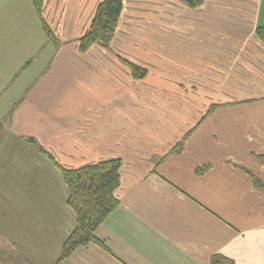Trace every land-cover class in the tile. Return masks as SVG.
<instances>
[{
    "label": "crops",
    "instance_id": "1",
    "mask_svg": "<svg viewBox=\"0 0 264 264\" xmlns=\"http://www.w3.org/2000/svg\"><path fill=\"white\" fill-rule=\"evenodd\" d=\"M98 1L43 0L37 13L32 0H0V123L12 140H36L41 157L48 160V152L64 167L121 159L119 205L95 230L111 252L88 244L56 263L73 226L66 188L61 178L33 184L26 173L25 185L0 187L9 194L0 195V264H208L216 254L235 264H264L260 0H204L194 8L180 0H123L111 44L133 24L125 19L135 17L134 6L167 2L174 50L168 80L193 74L204 86L225 79L228 87L219 91L234 99L214 111L232 112L209 127L218 129L216 138L198 136L194 122L182 130L153 114L155 133L147 139L146 119L128 123L130 101L145 97V79L133 80L118 57L89 54L95 44L78 49ZM222 128L231 135L222 136Z\"/></svg>",
    "mask_w": 264,
    "mask_h": 264
},
{
    "label": "rangeland",
    "instance_id": "2",
    "mask_svg": "<svg viewBox=\"0 0 264 264\" xmlns=\"http://www.w3.org/2000/svg\"><path fill=\"white\" fill-rule=\"evenodd\" d=\"M166 1L169 2V0ZM142 3H140L141 5L138 7L134 6L135 13H133V15L135 17H132V20L125 19V22L132 21L133 24L129 25L126 23L127 25H124V37H122V31H120L115 43L111 44L110 42L107 47L95 44L91 46L89 54L118 57L119 61L128 68L133 80L136 81L142 79V77L145 79L143 81L146 88L145 97L137 99L135 96L136 100L130 101V118L128 119V123L131 125L133 121L135 122L138 115L146 119V129L141 130V132L145 134L146 139L155 133L154 124H152L153 114L156 117L155 120L160 118L163 123H167L168 121L180 123L182 130L194 122V126L192 127L195 128L199 126L196 129L198 136L203 132V136L208 135V138H216L218 136V129L209 127H213L212 124L218 120L219 114V118L222 120V117H231L232 112H230V109H224L218 113H214V110L206 114V110L211 104H221L220 102L223 101L229 103L233 102L234 99L232 96H228L226 92L219 91L222 90L223 87H228L226 85L227 80H214L213 85L210 84L211 82H209V85L205 82L204 86H200L201 82L204 80L202 81V79L199 78L201 82L198 81L197 78L199 76L193 74L188 75L189 79H181V77H179L176 82L168 80V75L170 74L168 65L171 63L169 58L172 57L174 51L172 49L170 50V45L172 43L170 42L169 34L171 23L169 10L167 11L166 4L159 7L152 2L147 3L150 4L149 6ZM183 4L188 6L185 3ZM260 5V19H263L264 0H260ZM188 7L191 8L190 6ZM178 9L179 8H176V10ZM249 12L252 13L253 10H249ZM177 18L178 20L183 19ZM123 44L125 45L124 49L118 50ZM121 59H125L137 66L145 68L146 73L142 77L132 75L129 66ZM228 67L231 68L232 65L229 64ZM158 74L161 75V79L156 81ZM135 83L136 82L130 83V88L131 85ZM134 88H136L135 85ZM130 92L132 94L134 93L131 90ZM218 94H221V96L219 97ZM140 100H143L142 102L145 105L143 107L144 110L139 109L141 105ZM205 105L207 107L204 110L203 108ZM135 111H144L145 113L136 114L138 112ZM229 119L231 125L228 126H232V120L231 118ZM134 122L133 124H136ZM221 122L222 121H220V123ZM184 123L186 124L183 127ZM200 123H203V125H200ZM2 126H4V124H2ZM206 127H208L209 130H206ZM181 129L178 128V131ZM222 132L225 133L224 135L221 134L224 137L231 135V129L222 128ZM12 138L13 137L9 135H5L3 128H0V187L7 188V186L25 185L27 182L23 180L22 175L25 179L30 178L29 175H25L26 173L31 174L30 179H32L33 184H57L59 178H61V175L58 174L60 172H58L59 170L49 158L46 160L37 153V148H40V146L36 148V140H34L35 144L25 145L24 143L12 140ZM208 147H212L211 143H209ZM51 163L53 165H51ZM9 173H11V176H9ZM0 195L1 197H9V194L6 193H1ZM8 197L5 199H8Z\"/></svg>",
    "mask_w": 264,
    "mask_h": 264
},
{
    "label": "trees",
    "instance_id": "3",
    "mask_svg": "<svg viewBox=\"0 0 264 264\" xmlns=\"http://www.w3.org/2000/svg\"><path fill=\"white\" fill-rule=\"evenodd\" d=\"M190 7L199 6L204 0H180ZM37 13L40 12L43 0H32ZM123 0H100L95 6L90 23L77 38L78 49L83 52L92 44L107 47L115 35L119 17L123 8ZM42 28L53 39L54 35L48 24L41 20ZM255 36L264 47V24L255 27ZM127 64L134 76L142 77L146 69L121 59ZM221 104H211L206 114L214 111ZM205 114V115H206ZM2 124L0 123V128ZM188 130L173 146L179 151L184 139L190 135ZM45 156L53 162L60 172L62 182L66 188L65 204L73 214V226L60 247V254L56 263L68 257L74 249L88 244H94L106 252H111L103 240L98 238L95 230L105 218L119 205L115 189L120 183L121 159L110 158L88 163L79 167H64L52 155ZM200 167H196V170ZM262 185V184H261ZM264 186V185H262ZM208 264H235L233 260L223 255H213Z\"/></svg>",
    "mask_w": 264,
    "mask_h": 264
}]
</instances>
